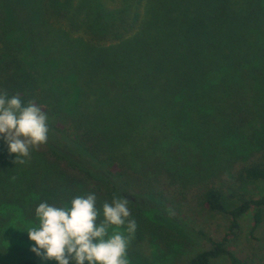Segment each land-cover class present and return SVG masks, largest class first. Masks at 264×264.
I'll use <instances>...</instances> for the list:
<instances>
[{
	"label": "trees",
	"instance_id": "obj_1",
	"mask_svg": "<svg viewBox=\"0 0 264 264\" xmlns=\"http://www.w3.org/2000/svg\"><path fill=\"white\" fill-rule=\"evenodd\" d=\"M0 93L49 129L24 164L0 138V210L34 218L71 187L109 203L128 189L229 216L185 264H247L226 243L251 208L252 231L263 221L264 197L237 186L264 183V0H0Z\"/></svg>",
	"mask_w": 264,
	"mask_h": 264
},
{
	"label": "rangeland",
	"instance_id": "obj_2",
	"mask_svg": "<svg viewBox=\"0 0 264 264\" xmlns=\"http://www.w3.org/2000/svg\"><path fill=\"white\" fill-rule=\"evenodd\" d=\"M254 136L255 142L261 134L255 132ZM79 190L80 192L71 187L68 191L55 194L50 197L49 204L59 206L77 195L89 194L83 189ZM237 191L247 198L259 199L264 197V183L245 182L237 186ZM117 196L128 199L131 213L129 219L139 222L136 223V232L128 244L129 264H185L196 253L210 249L212 241H220L228 231L230 218L223 213L183 209L179 214L154 198L133 194L128 189ZM223 196L227 210L238 204L228 196V192L223 191ZM96 198L99 208L104 202L99 196ZM28 211L34 213L32 209ZM262 213L261 225L252 231L254 210L251 208L239 219L237 237L230 238L226 243L228 249L247 264H264V208ZM29 216L32 215L23 218L20 211L12 205L0 210V219L5 220L4 226L0 227V264H15L27 257L36 258L42 264H57L54 260H42L30 251L34 242L28 239L27 230L35 223V217ZM144 223L153 224L152 229L143 231ZM211 264H228V261L225 257H220Z\"/></svg>",
	"mask_w": 264,
	"mask_h": 264
},
{
	"label": "clouds",
	"instance_id": "obj_3",
	"mask_svg": "<svg viewBox=\"0 0 264 264\" xmlns=\"http://www.w3.org/2000/svg\"><path fill=\"white\" fill-rule=\"evenodd\" d=\"M47 119L33 101L25 106L18 95L7 98L0 93V138L14 162L24 164L32 148L47 142ZM130 216L128 199L122 196L114 195L99 208L95 193L77 195L59 206L41 202L27 230L34 242L30 251L57 264H129L128 244L137 229Z\"/></svg>",
	"mask_w": 264,
	"mask_h": 264
}]
</instances>
